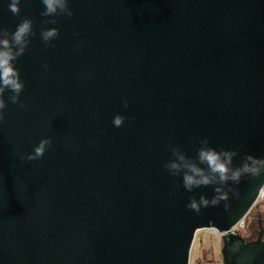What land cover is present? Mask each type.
<instances>
[{"label":"water","instance_id":"95a60500","mask_svg":"<svg viewBox=\"0 0 264 264\" xmlns=\"http://www.w3.org/2000/svg\"><path fill=\"white\" fill-rule=\"evenodd\" d=\"M10 2L0 27L27 17L35 35L14 62L19 102L3 94L0 264H188L209 226L222 264H264L263 230H232L264 185V0H68L71 17L42 16L41 0L13 15ZM204 138L235 151L234 168L251 155L257 172L197 213L190 199L218 185L189 192L164 165L169 145L196 160Z\"/></svg>","mask_w":264,"mask_h":264},{"label":"clouds","instance_id":"9594fccd","mask_svg":"<svg viewBox=\"0 0 264 264\" xmlns=\"http://www.w3.org/2000/svg\"><path fill=\"white\" fill-rule=\"evenodd\" d=\"M45 6V10L41 13L42 16H73V11L68 5V0H41ZM20 0H11L9 10L13 15L20 13ZM46 23L55 24L56 20L46 21ZM33 21L27 17L16 26L14 32H10L7 28L0 27V122L4 120L3 110L6 108L3 94L9 91L12 95L9 97L13 104L19 102L21 92L24 90V82L20 78V72L15 67L14 62L22 56L30 43L29 37L34 36ZM59 29L53 27L41 31V39L45 44H49L53 39L58 37ZM47 68V65L44 66ZM23 107V104L20 105ZM124 106L127 107V101H124ZM125 117L116 115L113 119V124L116 127L123 125ZM201 147L197 152V159L193 160L188 157L179 147L168 146L173 159L167 161L164 167L173 176L183 177L184 188L191 192L194 188L208 185H218L215 187L214 195L211 199L201 195L199 200L195 197L190 199L187 207L199 213L202 208L209 206H217L221 201L228 200V192L224 190V185L229 181L238 183L242 174H256L257 169L250 167L255 164V159L248 155L244 159V163L239 168L232 167L233 159L237 155L235 151L220 150L209 146L207 138L199 141ZM51 144V139H43L34 148V151L27 155V160L32 161L43 157L46 148ZM204 165L205 167H201ZM228 205L225 204V209Z\"/></svg>","mask_w":264,"mask_h":264},{"label":"rangeland","instance_id":"374dc122","mask_svg":"<svg viewBox=\"0 0 264 264\" xmlns=\"http://www.w3.org/2000/svg\"><path fill=\"white\" fill-rule=\"evenodd\" d=\"M247 229L245 238L253 239L256 237L259 229L263 230L262 239L264 240V205L262 203L254 205L247 218ZM193 247L197 258L203 255L207 260H213L214 264H222L220 248L221 240L216 235L204 233L203 229L195 232Z\"/></svg>","mask_w":264,"mask_h":264},{"label":"built area","instance_id":"2783aa9c","mask_svg":"<svg viewBox=\"0 0 264 264\" xmlns=\"http://www.w3.org/2000/svg\"><path fill=\"white\" fill-rule=\"evenodd\" d=\"M260 203H262L264 205V185L259 189V192H258V195L256 197L254 205L260 204ZM248 213L233 227L232 230L239 232L243 235L246 233L245 229H247V226H248L247 225ZM202 229H203L204 233H207L209 235H216L221 240L222 233L219 232L216 228L209 226V227H204ZM194 237H195V235H194ZM193 242H194V239H193ZM198 259L199 258L196 257L195 248L193 247V243H192L190 253H189L188 264H214L213 260H207L206 262L198 263V261H197Z\"/></svg>","mask_w":264,"mask_h":264},{"label":"trees","instance_id":"16d2710c","mask_svg":"<svg viewBox=\"0 0 264 264\" xmlns=\"http://www.w3.org/2000/svg\"><path fill=\"white\" fill-rule=\"evenodd\" d=\"M198 263H200V262H206L207 261V259L205 258V256L203 255L201 258H199L198 260Z\"/></svg>","mask_w":264,"mask_h":264},{"label":"flooded vegetation","instance_id":"af4514ba","mask_svg":"<svg viewBox=\"0 0 264 264\" xmlns=\"http://www.w3.org/2000/svg\"><path fill=\"white\" fill-rule=\"evenodd\" d=\"M246 239H248V238H246Z\"/></svg>","mask_w":264,"mask_h":264}]
</instances>
